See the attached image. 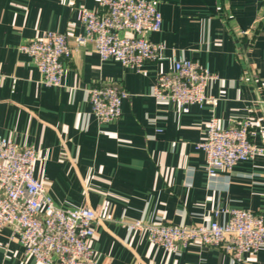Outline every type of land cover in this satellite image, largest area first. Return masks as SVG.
<instances>
[{"label":"crops","instance_id":"0c3cea01","mask_svg":"<svg viewBox=\"0 0 264 264\" xmlns=\"http://www.w3.org/2000/svg\"><path fill=\"white\" fill-rule=\"evenodd\" d=\"M151 1L163 16L162 30L148 36L165 44L157 62L137 72L102 61L91 43H73L61 86L49 87L20 46L48 31L73 42L85 33L81 11L99 0H0V134L37 151L36 176L58 206L97 212V264H264V247L241 262L196 244L170 253L126 227L133 220L223 224V211L233 208L264 216V156L210 182L198 149L213 116L222 128L251 120L254 142L264 147V0ZM179 58L217 75L208 88L216 107L185 110L152 96L158 75L171 73ZM104 85L130 94L111 123L97 120L88 97L89 88ZM0 264L39 263L5 228Z\"/></svg>","mask_w":264,"mask_h":264},{"label":"built area","instance_id":"2783aa9c","mask_svg":"<svg viewBox=\"0 0 264 264\" xmlns=\"http://www.w3.org/2000/svg\"><path fill=\"white\" fill-rule=\"evenodd\" d=\"M80 20L85 33L73 42L65 33L48 31L20 46L39 70L43 85L61 86L73 43H91L102 61L114 59L137 72L146 63L157 62L165 50L164 43L148 38L163 26L162 13L151 0H99L98 8L81 11ZM215 79L217 75L208 67L179 58L174 60L171 73L158 75L152 96L185 110L191 106L216 107L218 98L208 94ZM129 95L114 85L88 89L92 113L101 123L120 119L123 101ZM254 136L249 119L229 128H222L214 116L208 121L198 149L206 154L210 182L221 170L231 171L240 162L264 156V147L254 142ZM39 160L34 148L22 149L0 134V231L10 228L12 238L39 264H97L91 241L101 221L99 215L87 206H58L36 176ZM223 213L228 215L223 224L214 221L189 226L142 220L125 224L131 232L146 233L153 245L170 253L196 244L221 249L241 262L244 254L264 247L263 215L241 208Z\"/></svg>","mask_w":264,"mask_h":264}]
</instances>
